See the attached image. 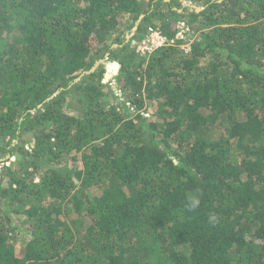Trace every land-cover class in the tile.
I'll list each match as a JSON object with an SVG mask.
<instances>
[{
  "label": "trees",
  "instance_id": "obj_1",
  "mask_svg": "<svg viewBox=\"0 0 264 264\" xmlns=\"http://www.w3.org/2000/svg\"><path fill=\"white\" fill-rule=\"evenodd\" d=\"M3 155L0 264H264V0H0Z\"/></svg>",
  "mask_w": 264,
  "mask_h": 264
},
{
  "label": "built area",
  "instance_id": "obj_2",
  "mask_svg": "<svg viewBox=\"0 0 264 264\" xmlns=\"http://www.w3.org/2000/svg\"><path fill=\"white\" fill-rule=\"evenodd\" d=\"M187 5L190 8H195V6H197L198 4ZM174 26L175 35L173 38H168L157 30L148 28L147 34L143 38L131 39L129 40V45L134 49L137 54L148 57L158 49H161L163 47L174 46L177 42H180L179 48L183 52V54L186 55L189 53L190 45L193 42V37H190V27L185 21H177ZM116 66L117 72L119 65Z\"/></svg>",
  "mask_w": 264,
  "mask_h": 264
},
{
  "label": "rangeland",
  "instance_id": "obj_3",
  "mask_svg": "<svg viewBox=\"0 0 264 264\" xmlns=\"http://www.w3.org/2000/svg\"><path fill=\"white\" fill-rule=\"evenodd\" d=\"M195 7H197V10L198 11H200L201 10V7L199 6V5H197V6H195ZM157 18H158V16H157ZM112 63L113 64H117L116 62H113V61H106L105 62V65H104V68H105V74H104V76L107 74V71L109 70L108 69V66L109 65H111L112 66ZM114 77V76H113ZM113 77L111 78V79H104L103 80V83H110V85L112 84V82H114V79H113ZM115 96L118 98H115V100H116V102H119V103H122L125 99H124V96H122L121 94H115ZM125 106H129L130 108H131V106L130 105H128V104H126L125 103ZM145 116H147V115H145ZM4 159H6V156H5V158H4V155L2 156V157H0V160L1 161H3ZM25 230H27V229H23L22 231H21V233L22 234H20L17 238H16V243H15V247H16V249H17V251H21L22 250V246H23V242H24V239L26 238V234L28 233V232H25Z\"/></svg>",
  "mask_w": 264,
  "mask_h": 264
},
{
  "label": "water",
  "instance_id": "obj_4",
  "mask_svg": "<svg viewBox=\"0 0 264 264\" xmlns=\"http://www.w3.org/2000/svg\"><path fill=\"white\" fill-rule=\"evenodd\" d=\"M195 8L197 9V7H195ZM197 11H198V10H197ZM141 18H142V16L140 17V19H141ZM138 22H139V21H138ZM138 22H137V24H138ZM137 24H136V26L132 29L131 33L127 35V37H126L127 40H129V39L131 38V36L134 34V32H135V30H136V28H137ZM99 63H100V62H98L97 65H98ZM97 65H96V66H97ZM116 73H117V72H116ZM116 73H115V74H116ZM106 78H107V76L105 75V76H104V79H106ZM111 87H112V90H113L114 92H116V84L112 85Z\"/></svg>",
  "mask_w": 264,
  "mask_h": 264
},
{
  "label": "clouds",
  "instance_id": "obj_5",
  "mask_svg": "<svg viewBox=\"0 0 264 264\" xmlns=\"http://www.w3.org/2000/svg\"><path fill=\"white\" fill-rule=\"evenodd\" d=\"M116 65H118V64H116Z\"/></svg>",
  "mask_w": 264,
  "mask_h": 264
}]
</instances>
